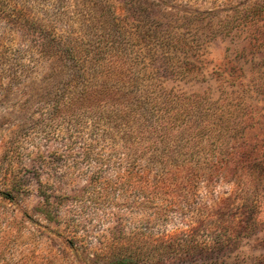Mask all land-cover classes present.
<instances>
[{
    "label": "rangeland",
    "instance_id": "rangeland-1",
    "mask_svg": "<svg viewBox=\"0 0 264 264\" xmlns=\"http://www.w3.org/2000/svg\"><path fill=\"white\" fill-rule=\"evenodd\" d=\"M0 264H264V0H0Z\"/></svg>",
    "mask_w": 264,
    "mask_h": 264
},
{
    "label": "trees",
    "instance_id": "trees-1",
    "mask_svg": "<svg viewBox=\"0 0 264 264\" xmlns=\"http://www.w3.org/2000/svg\"><path fill=\"white\" fill-rule=\"evenodd\" d=\"M182 102H180L183 107V110H179V117L182 115V113H185V115L187 116L190 112L193 111V107H195L196 104L199 103V100L197 99V96H190V97H186L184 99L181 100ZM195 109V108H194ZM143 116L144 120L141 124L143 125L142 127H140L138 129V133L136 135L141 136V138H143V140L138 139V140H131L132 142H130L127 146V149L133 153L131 156L133 158H138L140 157L143 153L147 151L149 146H144V144L146 143L147 140H149V138H144L146 131H149V134H151L154 138L153 141L150 142H154L157 140V137L162 135V133L164 131H167L168 128L170 127V123H162V118H161V114H157V112L151 113L150 116H147L146 114H139V117ZM165 119V117H164ZM188 124V123H187ZM187 124H185L187 126ZM150 137V136H149ZM148 143V142H147ZM142 158V157H140Z\"/></svg>",
    "mask_w": 264,
    "mask_h": 264
}]
</instances>
